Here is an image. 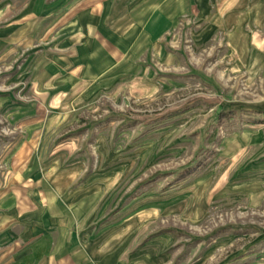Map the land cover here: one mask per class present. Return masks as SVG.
Instances as JSON below:
<instances>
[{
  "label": "rangeland",
  "instance_id": "rangeland-1",
  "mask_svg": "<svg viewBox=\"0 0 264 264\" xmlns=\"http://www.w3.org/2000/svg\"><path fill=\"white\" fill-rule=\"evenodd\" d=\"M156 1L0 0V264H264V0Z\"/></svg>",
  "mask_w": 264,
  "mask_h": 264
},
{
  "label": "crops",
  "instance_id": "crops-1",
  "mask_svg": "<svg viewBox=\"0 0 264 264\" xmlns=\"http://www.w3.org/2000/svg\"><path fill=\"white\" fill-rule=\"evenodd\" d=\"M188 0H157L155 5H154V10H150L149 13H154L152 17H159L158 20L162 21V18L164 17V13L167 10H164V7L169 6V4L172 3L171 8H181V7H186V2ZM177 2V3H176ZM176 3V4H175ZM189 5V4H188ZM172 11V10H171ZM174 11V10H173ZM172 11V12H173ZM81 19H79L75 24V30H76V37L78 36V33H80V30L82 29V24L79 22H82V17H80ZM106 18V19H105ZM102 20H98L97 18L93 17L90 19V23L88 25V27H92L95 28L96 24H99V26H104L107 29H112L115 28L113 26V24L115 23V17L114 14H110L107 15V17H105ZM101 22V23H100ZM104 24V25H103ZM99 28V27H98ZM65 238L66 236H64L62 234V236L59 237V246L56 247V250H54L53 252H49L47 255L45 253V246L46 243L44 241V256L43 259L40 260L39 262L35 263V264H71L72 261H79L82 262V255L83 252H78L75 250V245H72L71 243H66L65 242ZM71 244V245H70ZM86 261L89 260H94V258H85ZM76 263V262H74Z\"/></svg>",
  "mask_w": 264,
  "mask_h": 264
}]
</instances>
